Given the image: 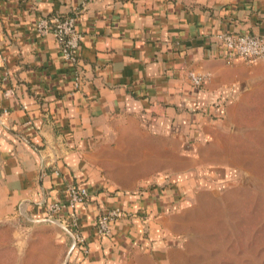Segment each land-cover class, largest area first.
Segmentation results:
<instances>
[{
    "label": "crops",
    "instance_id": "crops-1",
    "mask_svg": "<svg viewBox=\"0 0 264 264\" xmlns=\"http://www.w3.org/2000/svg\"><path fill=\"white\" fill-rule=\"evenodd\" d=\"M52 13L74 14L83 35L79 89L55 36L36 29ZM251 31L264 32V0H0V220L52 227L56 262H176L192 197L231 177L205 175L204 148L263 64L216 34ZM190 71L209 81L193 86ZM72 184L90 191L76 206L88 253L69 210L47 212ZM115 207L130 217L102 236L97 217Z\"/></svg>",
    "mask_w": 264,
    "mask_h": 264
},
{
    "label": "rangeland",
    "instance_id": "rangeland-1",
    "mask_svg": "<svg viewBox=\"0 0 264 264\" xmlns=\"http://www.w3.org/2000/svg\"><path fill=\"white\" fill-rule=\"evenodd\" d=\"M243 91L227 131L204 148L205 175L231 177L192 197L182 217L186 244L173 264H264V60ZM54 237L42 223L0 220V264H64L53 257Z\"/></svg>",
    "mask_w": 264,
    "mask_h": 264
},
{
    "label": "built area",
    "instance_id": "built-area-1",
    "mask_svg": "<svg viewBox=\"0 0 264 264\" xmlns=\"http://www.w3.org/2000/svg\"><path fill=\"white\" fill-rule=\"evenodd\" d=\"M36 29L40 34L52 33L58 44L61 58L75 65V87L79 89L83 82L81 69L80 46L83 35L78 31L76 16L74 14L52 13L41 16L36 23ZM218 41L223 44L231 54L240 57L246 62L255 63L264 60V32H220L216 34ZM188 78L195 87L207 84L210 75L206 72L197 73L190 71ZM68 201L51 203L47 212L53 216L63 209H68L67 223L74 233V247H80L84 253H88L85 246V238L80 232L76 206L90 198V191L83 186L72 184L68 187ZM130 217L129 212L121 207L110 208L102 211L96 220L97 232L102 236L111 234L112 224L120 219ZM65 264H71L69 261Z\"/></svg>",
    "mask_w": 264,
    "mask_h": 264
}]
</instances>
